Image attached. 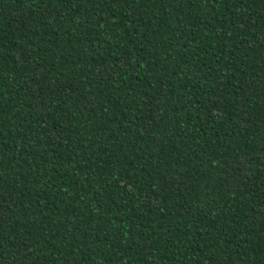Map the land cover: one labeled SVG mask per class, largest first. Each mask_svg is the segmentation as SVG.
Wrapping results in <instances>:
<instances>
[{"label":"trees","instance_id":"trees-1","mask_svg":"<svg viewBox=\"0 0 264 264\" xmlns=\"http://www.w3.org/2000/svg\"><path fill=\"white\" fill-rule=\"evenodd\" d=\"M0 264H264V0H0Z\"/></svg>","mask_w":264,"mask_h":264}]
</instances>
